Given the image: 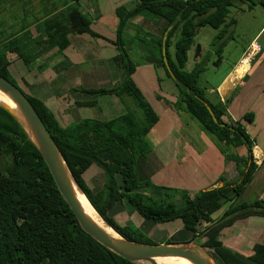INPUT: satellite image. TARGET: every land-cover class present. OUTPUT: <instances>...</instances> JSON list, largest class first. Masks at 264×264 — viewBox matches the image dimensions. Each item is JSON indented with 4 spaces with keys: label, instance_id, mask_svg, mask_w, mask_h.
I'll return each instance as SVG.
<instances>
[{
    "label": "trees",
    "instance_id": "16d2710c",
    "mask_svg": "<svg viewBox=\"0 0 264 264\" xmlns=\"http://www.w3.org/2000/svg\"><path fill=\"white\" fill-rule=\"evenodd\" d=\"M59 1V0H58ZM64 7L46 18L43 27L45 38L29 37V31L0 44V74L15 84L11 78L12 69L6 57L8 51L23 59L29 69L28 59L32 49L39 52L56 49L61 54L69 43V33L96 34L90 28L89 19L77 6L75 0H61ZM246 4L249 9L256 4L264 7V0H136L130 8L119 6L115 12L119 19L116 30L117 53L114 63L122 67L125 75L121 84L113 88L86 90L98 96L104 94H130L145 109L146 118L139 117L134 107L126 106V111L106 121L82 119L62 126L53 113L37 98L24 94L32 103L46 128L55 140L69 168L71 175L84 195L109 226L128 240L154 243L140 230L129 225L121 226L105 211L104 203L111 197L114 201L124 200L145 220L159 223L180 219L183 228L190 232V239L209 249L216 264H264V243H256L253 254L245 255L218 238L219 232L235 221L250 216L264 217V199L256 198L252 202L240 201L239 197L253 179L257 165L252 157L253 141L241 120L252 122L253 113L246 112L234 123L228 122L226 106L232 99L230 95L224 102L212 101L204 96V90L198 86V78L203 67L196 63L186 69L188 52L194 41L197 29L208 25L219 29L220 38L225 28L231 7ZM141 12H149L166 21L164 31L171 26L165 39V54L162 53V37H138L145 52L159 63L165 75L169 77L177 90L175 109L183 110L195 119L202 129L220 142V150L225 160L235 163L238 175L231 181L220 180L218 187L199 190L189 194L180 190L181 202L174 204L156 191L160 187L148 180L138 181L136 161L147 156L151 148L144 136L148 128L156 121L152 110L142 100L139 89L132 81L136 64L131 61L125 46V30L129 19ZM225 33V30H224ZM145 34V35H146ZM26 37L21 41V37ZM225 42V41H224ZM174 47L173 58L169 48ZM221 46V45H220ZM36 54V56H39ZM35 57V56H34ZM166 59L167 65L164 62ZM246 75L243 80L246 79ZM16 85V84H15ZM212 109L216 121L212 119L206 105ZM226 116V115H225ZM219 123H225L221 126ZM96 131L111 138L124 155L126 163L117 176L109 165L94 154L84 151L77 142L88 133ZM243 146L245 156L236 152ZM92 164L104 172L103 188L93 193L85 184L82 174ZM149 187V195L142 191ZM122 190L123 193L119 192ZM116 193L118 197H113ZM227 204L221 215L214 219L212 214ZM201 227V229L198 227ZM201 238H205L201 241ZM197 239V240H195ZM164 243H171L169 239ZM0 264H141L129 261L86 234L77 223L74 214L59 193L40 152L28 138L21 125L2 107H0Z\"/></svg>",
    "mask_w": 264,
    "mask_h": 264
},
{
    "label": "crops",
    "instance_id": "0c3cea01",
    "mask_svg": "<svg viewBox=\"0 0 264 264\" xmlns=\"http://www.w3.org/2000/svg\"><path fill=\"white\" fill-rule=\"evenodd\" d=\"M135 1L75 0L83 14L86 17L88 14L90 28L96 36L88 33H69L67 35L69 43L63 48L61 54L57 53L55 48L41 53L38 48L33 47L32 56L28 59L29 69H27L23 59L15 53L10 51L6 53V57L11 63L10 68L14 73L17 72L23 84L27 86L26 93L28 92L27 94L30 96L42 101L60 125L67 126L82 119L106 121L123 114L126 111V106L132 108L134 104L137 107L136 111L139 117L146 118L144 107L140 106L138 100L130 94L95 96L86 91L113 88L122 83L125 71L113 61V57L117 53L115 42L119 21L115 10L123 5L130 8ZM63 7V3H59L58 0H0V44L13 37L20 36L25 31H29L31 39L39 36L44 39L43 23L45 19L59 12ZM236 7L230 8L225 28L222 30V32L225 30V34L230 31L232 24L235 22L231 12ZM240 8L242 6L237 9ZM132 20L134 21L133 26L136 27L137 24L138 27L146 29L149 32L147 34L153 37H159L165 32L166 21L160 16L149 12H141L131 17L130 21ZM263 27L264 22L257 29L250 42L243 48L241 58L238 57L240 63L247 56L249 59L248 66L247 64L245 67L239 66L238 68H241L240 72H234L239 63L234 65V68L216 84L215 88L209 90V93L213 94L210 100L216 101L219 99L224 102L230 95L236 93L245 80H243V77L246 75L245 87L240 89L226 106L224 119L229 116L237 121L246 112H252L253 121L248 123H256L255 126L260 128L261 137H264V59L255 70V73L251 77L248 75L252 68V62L260 55L264 58V47L256 39ZM130 28L129 24L125 30L126 36L128 35L126 31L129 32ZM145 34L146 32L142 33V36L148 39L150 35ZM229 36L227 34L225 37L229 38ZM20 39L19 43L25 41L26 37ZM131 39V37H128V44L125 46L129 57L134 48ZM194 48L195 41H193L189 50V52L193 51V66L198 63V60L202 59L205 50L202 45H197L195 53ZM138 49L139 53L142 47L140 49L139 46ZM38 52L39 56H36ZM216 52L218 54L219 50L217 49ZM11 56L12 59H10ZM219 58L220 61L223 60V57ZM199 65L203 67V65ZM193 66L186 68L191 69ZM39 68L41 69L39 70ZM159 69L160 65L156 60L148 57L144 63L136 65L131 76L133 83L139 89L141 100L150 107L156 117V121L152 123L145 134L148 137L151 150L147 156L137 159L136 174L138 181L152 180L153 184L160 187L156 191L158 194L165 197L169 202L179 204L181 198L175 188L185 189L189 194H193L199 190L218 187L222 184L220 177L224 181L236 179L235 172L237 173V169L233 161H225L221 153L220 157L218 156L217 151L219 150L210 140L206 142L207 144L201 153H196L191 149V146H188L184 155L185 160H177L181 150L179 135L181 133V122L177 120L176 114L178 115V113L175 110L159 106L160 101L157 96L162 93L161 88L159 89L161 79L159 80L157 77ZM166 78L168 79L166 91L170 96L169 98L176 99V87L169 77ZM157 108L159 111H157ZM181 113L185 114L184 111H181ZM242 122L244 121L241 120V124ZM157 127L159 130L156 129ZM247 133L252 137L256 135L257 131L253 129L251 133L250 131ZM77 145L82 146L81 148L84 151L97 155L102 162L110 166L118 179L117 174L126 163V160H124V155L111 138L105 134L99 136L96 131H93L81 138ZM235 150L242 156L245 154L243 146L237 147ZM252 153L257 157L255 159L262 161L264 159L263 145L261 143L258 145L257 141H254ZM191 155L196 159L198 155H201L200 158L203 160H191ZM254 162L257 161L254 160ZM258 169L257 166L253 179ZM82 177L93 193L102 190L105 177L103 170L97 165L92 164L89 166L83 172ZM169 189H172L173 193H169ZM119 192L123 193L121 189ZM142 192L150 196L148 188ZM113 197H118V195L114 193ZM256 198L264 199V189ZM125 203L130 206L124 200V197L118 198L116 201H114V198L109 197L104 203L107 215L112 217L119 225H129L138 229L149 239L155 236L163 240V235H165V240H167V235L171 232H179L184 240L190 237V232L183 228L180 219L154 223L143 219L131 206V208H127ZM225 207L226 204L218 210L219 213L218 211H216V214L213 213L212 217L217 219ZM239 225H252L258 227L259 230L257 228L252 236L257 235L251 238L242 234L241 231L236 232V227ZM226 230H229L227 231L230 234L228 236L229 240L223 238ZM218 238L223 244L240 253L252 254L254 245L264 242V217L250 216L237 220L231 226L223 228L219 232Z\"/></svg>",
    "mask_w": 264,
    "mask_h": 264
},
{
    "label": "rangeland",
    "instance_id": "374dc122",
    "mask_svg": "<svg viewBox=\"0 0 264 264\" xmlns=\"http://www.w3.org/2000/svg\"><path fill=\"white\" fill-rule=\"evenodd\" d=\"M61 3V0L58 1ZM126 7V5H123ZM237 6V7H236ZM232 12L231 15L234 17L235 22L232 24V27L230 28V31L227 32L226 34L224 32L221 33V37L218 38L216 37L217 34L219 33V29H214L208 25H204L197 29V33L194 37L195 41V48L194 52L196 53L197 50V45H202V47L205 49L204 50V55L201 60H198L197 62L201 65H203L202 72L199 74L198 78V86L201 87L204 90V96L207 99H210L211 96L213 95L212 93H209V90L211 88H215L216 84L219 83V81L230 71L234 68V65L239 63V59L241 58V53L243 48L250 42V40L254 37L257 29L263 24L264 22V7L260 4H256L253 6V8L249 9L246 4H237ZM242 6V8L237 9L238 7ZM87 17L89 18L88 14ZM129 24L131 26L130 31H126L128 33L127 36H125V39L128 37H131L132 45L134 46L133 52L131 53L130 59L132 62H134L136 65L144 63V61L148 58L151 57L148 52H145V50L142 48L141 49V43H138V37H142V33L146 32V29L138 27L136 24V27L133 26L134 21H130L129 19ZM141 28V30H140ZM140 30V31H139ZM222 31V30H220ZM139 32V33H138ZM229 34V38H226L225 36ZM258 43L264 47V27L262 28L261 32L259 35L256 37ZM225 41V42H224ZM221 45V46H220ZM140 46L141 52L138 53V48ZM219 50L218 54L216 50ZM169 52L171 57L173 58V53H174V47L169 48ZM192 52H189V60L186 64V67L190 68L193 66V57H192ZM191 54V55H190ZM219 57H223V60L220 61ZM239 57V59H238ZM13 57L11 56L10 59ZM263 57L258 56L255 61L252 62V68L249 72L248 76H252L255 73V70L259 67L260 63L263 61ZM220 61V62H219ZM159 65V63H158ZM41 68H39L40 70ZM43 69V68H42ZM187 69V68H186ZM241 69V68H240ZM240 69L238 72H240ZM238 70V69H237ZM157 77L160 80V87L159 89L161 90L160 95H165V96H157V99L160 101L159 106H165L171 110H175L176 113H178L177 120H180L181 122V133L180 135V142H181V150H180V156L177 160H185V152L187 151V147L191 146V149H193L196 153H201V151L204 149L205 145L207 144L206 142L210 140L215 146H217V154L220 157L221 155L224 157V154L221 152L220 148V142L213 136H211L209 133L205 132L200 124L193 119L188 113L185 112V114L181 113L180 109H175L174 105L176 103L175 98H169V94L166 91L167 90V82L168 79L166 78L167 76L165 75L164 71L160 67V69L157 71ZM11 78L15 82V84L21 88L25 93L27 90V86L23 84V82L20 79V76H18L17 72L14 73L12 70V75ZM248 79V78H247ZM246 80V79H245ZM244 80V81H245ZM244 81L242 85L238 88L235 94L232 95V99L235 97L237 92L240 89H243L245 87ZM246 82V81H245ZM28 93V92H27ZM214 93V92H213ZM150 97V95H149ZM177 98V97H176ZM231 99V100H232ZM230 101L228 102V104ZM227 104V105H228ZM164 107V108H165ZM157 111L159 109L157 108ZM226 120L228 122L234 123L235 120L231 119L229 116H226ZM256 123H248L247 121L242 122V126L245 128L246 132L250 133L253 131V129L257 131L256 135H253L250 138L252 141H257L258 145L261 143L263 145V150H264V137L260 136V128L255 126ZM159 130V128H156ZM155 129V130H156ZM145 140L148 142V137L144 136ZM253 150V147H252ZM245 156V154L243 155ZM201 155H198V158L194 157L191 155V160H203L200 158ZM252 157H254L253 160H256V164L259 167L257 170L253 181L247 185L246 189L243 191L242 195L239 197L240 201H247V202H252L256 197L263 191L264 189V159L262 161H259L255 158L253 153ZM225 160V158H224ZM225 161H232V160H225ZM260 162V163H259ZM238 175V172H235V177ZM233 180V179H231ZM149 181V180H148ZM152 181V180H151ZM150 181V182H151ZM152 183V182H151ZM149 189V187H147ZM176 191L180 190H185L181 188H175ZM174 189V190H175ZM187 191V190H186ZM188 192V191H187ZM169 193H173L172 189H169ZM189 193V192H188ZM195 193V192H194ZM172 199V198H171ZM126 204V203H125ZM227 205V204H226ZM127 208H131L128 204H126ZM219 213V211H218ZM216 214V212L214 213ZM177 222V221H176ZM201 229L199 226L198 229ZM237 231H241L242 234H245L251 238H254L256 235L252 236L253 232L257 230L258 227L252 226V225H246V226H237L236 227ZM259 230V228H258ZM229 230H226L224 233L223 238L225 240H229L228 234ZM226 234V237H225ZM164 236L163 240H160L156 238L155 236L150 237V240L154 243H160V241H164L166 236ZM155 237V238H154ZM167 238L171 243H179L184 240L182 238L181 234L179 232H171V234L167 235ZM190 239V238H188ZM197 240V239H195ZM205 238H201V241H204ZM184 242V241H183ZM264 243V242H262ZM253 254V253H252Z\"/></svg>",
    "mask_w": 264,
    "mask_h": 264
},
{
    "label": "water",
    "instance_id": "95a60500",
    "mask_svg": "<svg viewBox=\"0 0 264 264\" xmlns=\"http://www.w3.org/2000/svg\"><path fill=\"white\" fill-rule=\"evenodd\" d=\"M170 27L171 26L167 27L162 37L163 55L165 54V39ZM164 62L167 65L165 58ZM0 88L7 93L9 98L17 105L21 115H17L13 110L2 103H0V107L5 109L21 125L28 138L37 147L50 174L52 175L59 193L74 214L80 228L86 234L115 254L136 263L157 264V258L179 256L189 260L191 264H216L209 249L194 241H184L179 243H145L128 240L109 226V224L104 221L100 215L99 217L106 222L109 227H111L113 234L96 225L94 221L87 216L81 204H79L77 198L75 197L73 188L71 187V180L77 188L80 190L81 188L71 175L59 147L30 100L17 85L1 74ZM203 102L212 116V119L216 121V117L212 109L205 101ZM219 124L221 126H226L225 123ZM255 209L263 210L264 207L256 206Z\"/></svg>",
    "mask_w": 264,
    "mask_h": 264
},
{
    "label": "bare ground",
    "instance_id": "6f19581e",
    "mask_svg": "<svg viewBox=\"0 0 264 264\" xmlns=\"http://www.w3.org/2000/svg\"><path fill=\"white\" fill-rule=\"evenodd\" d=\"M249 59L247 56H245L242 61L238 64V66L235 68L234 72L240 69L239 66L245 67L246 64L248 66ZM247 68V67H246ZM238 69V70H237ZM244 73V72H243ZM0 103L6 105L8 108L13 110L17 115H21V112L17 105L9 98L7 93H5L0 88ZM71 187L73 188L75 197L77 198L79 204H81L82 208L84 209V212L89 216L96 225L101 227V229L108 231L109 233L113 234V230L111 227L107 225L106 222H104L100 217L99 214L96 212V210L91 206L90 202L86 198V196L83 194V192L77 188L74 183L71 180ZM157 264H191L189 260L179 257V256H169V257H160L156 259Z\"/></svg>",
    "mask_w": 264,
    "mask_h": 264
}]
</instances>
